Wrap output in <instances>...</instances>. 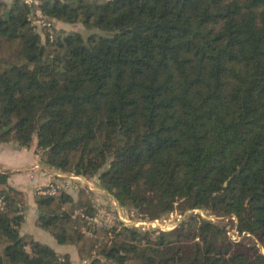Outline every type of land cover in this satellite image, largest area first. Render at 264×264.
Returning a JSON list of instances; mask_svg holds the SVG:
<instances>
[{
	"label": "trees",
	"instance_id": "1",
	"mask_svg": "<svg viewBox=\"0 0 264 264\" xmlns=\"http://www.w3.org/2000/svg\"><path fill=\"white\" fill-rule=\"evenodd\" d=\"M37 8L52 35L33 22L35 7L0 1V142H36L41 162L97 177L143 216L210 210L257 244L194 212L170 231L122 226L109 237L75 216L80 207L94 213L84 189L36 195L39 226L85 264H264V0H40ZM55 21L107 35L63 38ZM9 176L0 171V264H72L21 234L24 204Z\"/></svg>",
	"mask_w": 264,
	"mask_h": 264
},
{
	"label": "crops",
	"instance_id": "2",
	"mask_svg": "<svg viewBox=\"0 0 264 264\" xmlns=\"http://www.w3.org/2000/svg\"><path fill=\"white\" fill-rule=\"evenodd\" d=\"M0 1L11 5L15 0ZM1 170L10 174L9 185L17 192L19 202L24 204L25 218L20 228L21 234L29 235L35 240L49 245L63 256L69 255L72 264H83L84 262L79 258L74 245L58 243L56 238L41 228L38 223L39 211L36 203V190L40 186L51 183L63 171L41 162L36 142L29 148H23L13 141L0 142ZM24 171L26 172L25 174L23 173ZM88 180L92 183L94 182V178ZM94 189L98 195L101 193L95 186Z\"/></svg>",
	"mask_w": 264,
	"mask_h": 264
},
{
	"label": "built area",
	"instance_id": "3",
	"mask_svg": "<svg viewBox=\"0 0 264 264\" xmlns=\"http://www.w3.org/2000/svg\"><path fill=\"white\" fill-rule=\"evenodd\" d=\"M24 3L28 4L29 6L35 7V12L32 14L33 22L39 27L43 28L46 27L50 34H53V22L45 17L43 12L37 8L40 4V0H22ZM81 189H84L88 194L91 195V201L94 207V213L88 214L86 213L85 209L80 207L76 209L75 216L79 215L82 218L86 219L89 224L103 227L108 230L109 236H111L112 231L118 229L119 227L126 226V227H140V224H147L150 223L146 220H139L132 222L130 216L126 210L123 209L118 202L115 200L112 201L113 208H108L99 204L97 200L94 198L93 194L95 192L93 183L88 180L84 176L76 175L73 172H63L59 174L51 183L40 186L36 190L37 195H44V196H54L59 191H67L70 193H78ZM7 204V200L5 196L0 193V211L4 210ZM119 204V205H118ZM20 214H25V208L20 205ZM134 216H132L133 218ZM132 223V224H131ZM139 229V228H138ZM163 230V229H162ZM87 263V261H83Z\"/></svg>",
	"mask_w": 264,
	"mask_h": 264
},
{
	"label": "rangeland",
	"instance_id": "4",
	"mask_svg": "<svg viewBox=\"0 0 264 264\" xmlns=\"http://www.w3.org/2000/svg\"><path fill=\"white\" fill-rule=\"evenodd\" d=\"M51 20V19H50ZM55 26H56V32L61 33V36L63 38L66 36L69 38V34L73 36L74 33L78 32L81 34L83 39H87L90 35L95 34L99 36H105L107 35V32L95 27H87L82 21H78L76 23H63V22H56L55 21ZM42 40H44V35H42ZM114 136V134H113ZM114 138V137H113ZM24 174L26 173L25 171L23 172ZM94 186L97 190H100L101 193L98 195L96 191L94 192L93 196L97 200L99 204H102L103 206H106L108 208H113L114 206L112 205V201L118 202L121 206H123V209L126 210L128 213V216H130L132 222L134 221H139V220H146L150 223L147 224H140L138 227L139 229L143 231H152L155 234L159 233V231H170L175 228H177L182 221L187 219L190 215L191 212H194L196 214H199L201 217L210 219L217 223L220 227H226L228 232H229V237L233 240H239V242H242L244 244H252L255 245L257 244V241L254 236H249V235H240L237 233L235 230L234 223L232 221L231 217H224V216H217L213 214L212 211L210 210H205V209H194V210H185L181 211L180 209H176L174 211H167L163 212L161 214H157L156 216L150 218L143 216L140 209L134 208L127 206L121 202H119L112 194H109L107 191H105L99 184V181L97 177L94 178L93 180ZM104 190V191H103ZM73 194H75L73 192ZM118 204V205H119ZM132 216H134L132 218ZM132 224V223H131ZM163 229V230H162ZM110 237V236H109ZM108 238V237H107ZM259 244V249L261 252L264 253V247L262 244ZM85 264V263H83Z\"/></svg>",
	"mask_w": 264,
	"mask_h": 264
},
{
	"label": "water",
	"instance_id": "5",
	"mask_svg": "<svg viewBox=\"0 0 264 264\" xmlns=\"http://www.w3.org/2000/svg\"><path fill=\"white\" fill-rule=\"evenodd\" d=\"M8 14H9V12H8Z\"/></svg>",
	"mask_w": 264,
	"mask_h": 264
}]
</instances>
